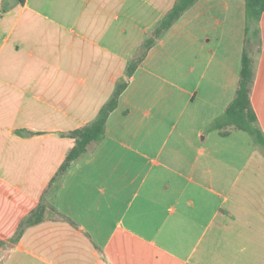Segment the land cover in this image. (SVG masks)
I'll use <instances>...</instances> for the list:
<instances>
[{"label": "crops", "instance_id": "obj_1", "mask_svg": "<svg viewBox=\"0 0 264 264\" xmlns=\"http://www.w3.org/2000/svg\"><path fill=\"white\" fill-rule=\"evenodd\" d=\"M177 0H0V264H264V152L206 127L235 97L245 0H198L148 51L43 221L10 240ZM251 101L264 131V13ZM34 132L33 134L27 131Z\"/></svg>", "mask_w": 264, "mask_h": 264}, {"label": "trees", "instance_id": "obj_2", "mask_svg": "<svg viewBox=\"0 0 264 264\" xmlns=\"http://www.w3.org/2000/svg\"><path fill=\"white\" fill-rule=\"evenodd\" d=\"M197 1L177 0L174 6L146 36L127 66L126 74L128 79L117 86L113 96L100 109L97 117L90 123L63 134L73 138L75 144L69 150L64 162L49 182L39 204L21 220L17 232L10 240L12 243L17 242L21 238L27 227L43 221L50 209L55 210L49 203V197L60 186L63 176L71 167L72 163L88 156L91 153V147L99 144L104 139L107 120L117 108L120 96L128 86L130 77L145 58L148 51ZM18 2L24 4L25 0H18ZM245 3V46L236 94L225 111L208 124L206 131L218 130L222 136H227L231 133L229 128L246 131L253 139V142L264 152V131L251 101V90L255 80L257 56L261 50L260 18L264 13V0H245ZM27 133L33 134L34 132L28 130ZM5 245H7V242L0 240V248Z\"/></svg>", "mask_w": 264, "mask_h": 264}, {"label": "rangeland", "instance_id": "obj_3", "mask_svg": "<svg viewBox=\"0 0 264 264\" xmlns=\"http://www.w3.org/2000/svg\"><path fill=\"white\" fill-rule=\"evenodd\" d=\"M7 249H8V244L0 248V261L2 260L4 254H5V250H7Z\"/></svg>", "mask_w": 264, "mask_h": 264}]
</instances>
